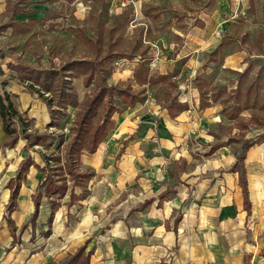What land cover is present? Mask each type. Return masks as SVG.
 I'll return each instance as SVG.
<instances>
[{
    "label": "rangeland",
    "instance_id": "rangeland-1",
    "mask_svg": "<svg viewBox=\"0 0 264 264\" xmlns=\"http://www.w3.org/2000/svg\"><path fill=\"white\" fill-rule=\"evenodd\" d=\"M223 2L224 0H0V86L11 93L13 90L25 91L22 88L25 87L22 77L13 67L18 62L35 67L58 68L57 87L61 84V77H64L61 69L64 64L73 60L101 58L108 52L119 51L125 57L112 61L113 74L106 84L139 92L146 95L147 100L143 102L145 109L139 111L136 117L137 126L130 129L133 133L116 137L119 142L114 146L117 151L112 158L120 157L122 151L137 139L136 135L145 128L149 119H153L149 123L154 132L160 124H164L162 113L177 92L182 94V99L189 100L190 113L206 112L204 116L206 119L210 118L214 125L200 134L202 129L199 125L190 130L178 129L174 126V119L166 117L169 134L165 143L168 147L154 133L153 139L146 145L148 150L162 155L168 165V172L174 169L178 174L190 169L192 165L207 162L210 158L207 154L210 144H219L216 143L217 139L222 142V139L228 137L229 140H234L231 142L244 145L264 138V0H229L227 5ZM16 8H23L28 12L15 15ZM51 8L62 16L47 19L44 11ZM206 24L212 30L211 38L215 43L211 46H216V51L211 54L207 51L194 70L182 67V60L170 63V59L178 58L186 41L196 40V26ZM222 26L223 30L220 31ZM161 62H169L168 65L173 66L164 79L159 78L162 74L159 66ZM93 64L91 63L92 66ZM173 74L178 79L173 78ZM80 82L84 83L83 76L73 78L78 94L77 103L66 108L67 116L61 118L59 126L48 127L52 120L50 108L38 94L29 91L27 87L34 99H38L43 108H48L50 120L45 124L37 118H31L25 110L21 111L29 120L31 130H37V136H41L31 135L30 140H38L39 145L32 149L25 147L28 152H33L30 151L27 157L40 161L41 157L44 159V154L54 155L55 158L61 156L62 170L56 173L50 169L49 179H55L62 185L60 190H66L65 195H71L74 190L76 198L89 194L91 178L88 174L93 168L89 167L84 171L81 167H76V156L67 159V145L76 135L80 134L81 137L84 133L80 120L81 114L87 109V96L104 85L97 73L90 87L85 88ZM104 90H107L105 93L108 95L91 112L93 119L89 125L90 132L84 135L86 143L83 153L89 151L92 134L104 122L109 111L117 107L120 112L115 116H123L130 108L140 107L138 103L133 106L123 103V99H129L131 94L122 96L118 94V90L113 91L112 87ZM109 93L113 96L110 97ZM15 95L13 92V100L18 105ZM46 95L49 96L50 93ZM202 97L210 102V108L201 112ZM195 98L200 101L199 104ZM151 106L152 111L148 109ZM40 108L35 106L37 111ZM175 110L174 107L173 111ZM2 128L0 118V160L7 164L13 158L11 162L17 163L19 155L15 156L14 152L4 148L6 135ZM107 137L104 139L105 143ZM60 140H64V143L59 150L57 147ZM174 162L178 164L173 165ZM172 173L174 174L173 171ZM36 174H41L42 177V173H37L35 167L27 172L18 201L29 200L31 195L37 193L41 181ZM14 175V166L10 164L3 173L0 171V190L9 188L3 186L4 182ZM47 188L42 186V195L48 193ZM11 192L12 190L10 195ZM50 196L54 198L52 206L63 204V199L58 200L60 194ZM8 205L6 204V209ZM16 205L17 203L15 207ZM71 216L75 231L80 230L84 225L83 222L80 223L79 214L75 212Z\"/></svg>",
    "mask_w": 264,
    "mask_h": 264
},
{
    "label": "crops",
    "instance_id": "crops-1",
    "mask_svg": "<svg viewBox=\"0 0 264 264\" xmlns=\"http://www.w3.org/2000/svg\"><path fill=\"white\" fill-rule=\"evenodd\" d=\"M224 3L229 4V0ZM23 12L28 11L16 8L14 14ZM54 14L62 16L53 8L44 11L49 20L59 18H51ZM208 27V24L196 26V40L186 41L178 58L169 62L182 60V67L194 70L207 51L209 54L215 52L216 46H211L215 43L211 38L212 30ZM220 28L223 30V26ZM162 62L159 64L161 77L169 75L173 69L169 62ZM175 77L178 79L173 74ZM83 81L80 83L88 88L84 76ZM22 88L25 91L13 90L18 109L25 110L39 122L48 123V108H43L38 99H34L26 85ZM174 98L188 107L182 111L176 109L172 115L169 106ZM146 100L129 105L138 103L140 107L130 108L123 116H115L120 110L114 113L110 134L108 131L104 137L108 136V141L105 143L103 139L95 152L82 154V170L93 168L89 171L92 177L88 195L71 203L70 193H67L58 198L63 199V204L57 207L52 206L53 196L42 195L34 217L37 193L26 201H18V195L17 205L10 213L6 204L10 202L11 190L6 187L0 190V264H64L82 245L86 252L91 251L90 264H184L189 259L195 264H264V139L245 153L247 203L240 171H234L243 144L230 142L228 137L222 142L217 139L219 144H210L207 162L192 165L178 174L174 169V174L168 172L162 155L148 150L147 144L154 133L168 147L165 143L169 134L166 117L173 118L178 129L190 130L199 125L200 134L214 127L210 118L204 116L206 112H189L190 102L187 98L182 99L180 92L172 96L168 108H165L166 113H162L164 124H160L156 132L149 123L153 119H149L136 135L137 139L122 151L120 157L112 158L117 151L114 146L119 142L116 137L133 133L130 129L137 126L136 117L145 109L143 102ZM199 102L196 99V103ZM35 106L42 110L37 111ZM152 108L148 109L152 111ZM208 108L200 109L202 112ZM3 132L8 140V134ZM26 143L21 138L16 147H4L15 156L19 155L17 163L11 162L13 158L8 162L14 166L15 175L20 162L31 151L25 149ZM35 161L41 167L45 166L42 157L40 161L35 158ZM8 163L0 160L2 173ZM34 167L37 173H42V177L36 174L42 183L45 172L36 165H32L28 172ZM15 175L10 176L3 186H8ZM26 179L27 175L22 184ZM75 212L84 225L78 231H75L71 216ZM9 217L14 226L9 223Z\"/></svg>",
    "mask_w": 264,
    "mask_h": 264
},
{
    "label": "trees",
    "instance_id": "trees-1",
    "mask_svg": "<svg viewBox=\"0 0 264 264\" xmlns=\"http://www.w3.org/2000/svg\"><path fill=\"white\" fill-rule=\"evenodd\" d=\"M50 15V14H48ZM51 17V16H50ZM60 17L59 14H54L51 18H57ZM123 54L119 51L114 52H108L106 55H104L101 58H95V59H84V60H73L70 61L62 66L61 69H63L64 77H61V84L56 87V77L58 76V68H55L53 66L49 67H35L30 66L29 64L18 62L16 66H13L14 69L21 75L23 82L25 83L26 87L29 89V91L36 93L39 95L40 98L45 101V103L48 105V107L51 110V116L52 120L48 127H55L61 125L60 120L61 118L66 115V108L68 106H74L77 103V91L73 84V78L84 76L85 77V84L87 87H90L92 85L94 76L96 73L101 78V83L104 84L103 87L96 88V90L91 93L89 96H87V109L85 110L84 114H81V127L84 126L83 135L79 137L76 135V138L68 144L67 148V159H70V157L76 156V159L74 160L76 167H81V155L83 154V151L85 150V137L84 135H87L90 132L89 125L93 119V116L91 114L93 108L102 101H104L105 96L108 95V93L104 90L105 88L112 87V90H118V94L124 95L126 93L131 94L129 99L124 98L123 103L127 105H132L137 101H144L146 99V96H142L139 92H132L129 89H123L118 85H111L108 86L106 83H108V77L113 72V66L112 61L118 58H124ZM96 60V61H95ZM91 63L94 66L91 65ZM88 65H91L88 67ZM166 76H160L159 78H164ZM47 93H50V95H46ZM110 94V93H109ZM115 95V93H114ZM113 94H110V97H112ZM210 105V102L206 100L204 97L201 98V108H206ZM112 106V105H111ZM176 108L178 111L186 110L188 107L186 104L180 103L177 98H174L171 102V105L169 106L170 111L173 114V108ZM119 111V109H113L109 111V113L106 114L104 118V122L100 124L92 134L91 139V147L88 152L93 153L97 150L99 143L104 139V137L107 135L111 124H112V116L113 114ZM0 118L2 120L3 129L8 134L9 139L6 140L3 145L5 147L14 148L18 144V141L20 138L25 139L27 141L25 147L28 149L34 148L36 145H39L38 140H30L31 135L37 136V130H31V127H29V120L24 116V114L18 109L16 106L12 93L7 91L5 87L0 86ZM260 139V138H259ZM254 140L252 143L247 142L243 145L242 152L238 156V161L236 163V166L234 167V171H240V180L242 183V186L244 188V193L246 196V203H247V178H246V171L243 164V161L245 159V153L248 148L253 146L256 143L261 142V140ZM234 141V140H229ZM64 143V140H60V144L57 147V149H61L62 145ZM52 146V143L51 145ZM1 148V143H0ZM54 155L50 156L47 154H44V162L45 166L41 167L39 164H37L35 161H33L30 157H27L23 159L20 162L17 174L15 177L11 178V180L8 183V187L11 188V199L8 205V210L10 213L14 210L16 199L19 195V191L21 188L22 181L26 178L27 172L29 168L32 165H36L40 170L45 172V177L41 185L39 186V190L36 194V210L34 212V217L37 214V209L40 204V197L42 196V186H47V191L49 193L46 194L48 197L51 194H60V198H63L65 196L66 190H60L62 185L58 184V182L54 179L53 181L50 178V169L51 171L58 172L62 170V157ZM56 169V170H54ZM72 169L71 172L72 173ZM89 178H91L92 173L88 174ZM52 176L55 175L53 174ZM59 177V176H58ZM47 184V185H46ZM64 187L67 188V186L64 185ZM51 193V194H50ZM71 203H74L76 198L75 191L72 190L71 192ZM33 217V218H34ZM9 223L13 225V220L11 217H9ZM14 226V225H13ZM49 232V231H48ZM90 255L91 251L86 252L85 246L82 245L78 248V250L69 258L68 261H66L64 264H78L80 262L81 264H90Z\"/></svg>",
    "mask_w": 264,
    "mask_h": 264
},
{
    "label": "built area",
    "instance_id": "built-area-1",
    "mask_svg": "<svg viewBox=\"0 0 264 264\" xmlns=\"http://www.w3.org/2000/svg\"><path fill=\"white\" fill-rule=\"evenodd\" d=\"M184 264H195L193 260L189 259L188 261H186Z\"/></svg>",
    "mask_w": 264,
    "mask_h": 264
}]
</instances>
